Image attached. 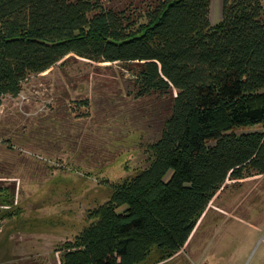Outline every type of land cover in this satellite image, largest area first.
Masks as SVG:
<instances>
[{
	"label": "trees",
	"instance_id": "1",
	"mask_svg": "<svg viewBox=\"0 0 264 264\" xmlns=\"http://www.w3.org/2000/svg\"><path fill=\"white\" fill-rule=\"evenodd\" d=\"M222 1L213 24V0H0V103L72 54L133 64L137 97L172 99L148 166L111 185L62 264L172 258L229 179L264 174V0Z\"/></svg>",
	"mask_w": 264,
	"mask_h": 264
},
{
	"label": "rangeland",
	"instance_id": "2",
	"mask_svg": "<svg viewBox=\"0 0 264 264\" xmlns=\"http://www.w3.org/2000/svg\"><path fill=\"white\" fill-rule=\"evenodd\" d=\"M151 0H102L106 7L144 8ZM212 4V22L222 18ZM139 9V8H138ZM133 64L69 55L32 75L18 96L0 103V264H62V245L90 224L112 196L111 185L149 164L171 98H139ZM88 99L89 107L76 101ZM263 129L261 125L240 129ZM149 264H264V174L229 179L190 241Z\"/></svg>",
	"mask_w": 264,
	"mask_h": 264
},
{
	"label": "crops",
	"instance_id": "3",
	"mask_svg": "<svg viewBox=\"0 0 264 264\" xmlns=\"http://www.w3.org/2000/svg\"><path fill=\"white\" fill-rule=\"evenodd\" d=\"M213 2H214V0H213ZM222 6H223V1H222V5H221V10H222ZM222 14V13H221Z\"/></svg>",
	"mask_w": 264,
	"mask_h": 264
}]
</instances>
